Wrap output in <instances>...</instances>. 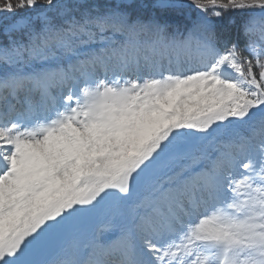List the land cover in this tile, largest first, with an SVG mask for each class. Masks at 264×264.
I'll list each match as a JSON object with an SVG mask.
<instances>
[{
	"label": "snow or ice",
	"instance_id": "obj_1",
	"mask_svg": "<svg viewBox=\"0 0 264 264\" xmlns=\"http://www.w3.org/2000/svg\"><path fill=\"white\" fill-rule=\"evenodd\" d=\"M0 264H264V0H0Z\"/></svg>",
	"mask_w": 264,
	"mask_h": 264
}]
</instances>
